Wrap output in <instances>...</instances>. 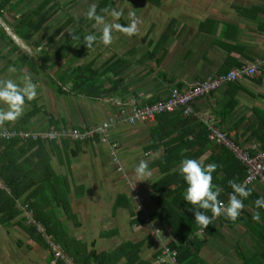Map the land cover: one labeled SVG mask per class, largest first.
<instances>
[{"label": "crops", "instance_id": "crops-1", "mask_svg": "<svg viewBox=\"0 0 264 264\" xmlns=\"http://www.w3.org/2000/svg\"><path fill=\"white\" fill-rule=\"evenodd\" d=\"M163 5L169 6L168 11L164 10L166 23L143 19L139 24L138 16L141 18L148 8L157 7L144 0H121L120 8L115 9L123 10V23L116 22L127 26L135 21L137 32L115 38L119 30L114 29L112 42L116 45L111 43L104 53L97 47L98 51L92 55L87 51V58L82 55L86 62L94 58L96 65L112 58V71L100 79L103 93L98 96L76 94L67 89L70 82L64 85V93H56L49 85L51 75L42 70L26 69L37 84V97L26 102L20 118L0 125V129L14 125L31 130H46L51 126L69 129L102 124L118 115L121 108L126 110L129 103L147 105L150 100L164 98L173 82L188 84L264 58V0H162L158 7ZM138 7H142L144 13H138ZM101 28L102 25L100 28L98 25V32ZM163 34L166 36L161 38ZM15 58V53H0V76L16 79L23 74L8 72L9 65H15ZM157 58L159 63H156ZM93 89L92 86L89 91ZM179 110L181 108L145 122H116L108 132V138L118 143L116 159L107 144L99 141H67L51 146L45 143L49 162L43 165H49L59 180L50 176V169H46V178L41 177L40 169L33 171L39 181H43L42 187L55 186L59 195L57 184L64 179L69 189L66 195L69 216L50 194L42 200L44 211L59 220L69 236L88 248L91 242L97 251H111L125 242L138 243L135 264H140L139 261L158 264V245L151 240L150 226L143 218L145 215L151 217L170 238L168 225L162 224L174 219L175 225L178 222L170 216L163 217L161 224L156 217L158 204L154 195L163 196L165 192L171 196L172 190L179 191L175 202L168 197L163 200L176 215L190 211V216L194 217L190 209L195 206L187 208L182 204L184 182L183 185L180 182L168 184L167 187L172 188L169 191L163 184L155 189L154 185L166 172L179 174L177 170L182 159L196 158L205 165L217 164L219 168L213 184L221 187L218 181L226 177L222 171L226 166L222 161L225 155L216 142L199 138L201 126L218 127L251 152L264 150V72L197 97L189 115L180 114ZM35 149L34 146L23 154L18 149V161ZM141 159L149 162L152 174L148 180L134 182L133 168ZM36 161L39 162L35 157L32 164ZM33 165L28 164L27 169H33ZM230 169L228 165V181L231 180ZM178 178L182 179L180 175ZM133 186L140 190V208L132 197ZM250 188L253 191L244 201L239 221L229 223L230 220L221 215L216 224L210 223L196 232L202 241L197 264H243L239 254L264 250V209H257L254 204L256 198L264 196V183L256 182ZM19 206L22 205L19 203ZM173 211L171 215H175ZM256 211L260 212L259 221L252 219ZM21 216L19 214L7 225L0 224V264H45L49 251L31 237ZM186 218L189 224L195 221ZM176 232L181 239L185 237V230L179 223ZM125 262V257H121L116 264Z\"/></svg>", "mask_w": 264, "mask_h": 264}, {"label": "trees", "instance_id": "trees-1", "mask_svg": "<svg viewBox=\"0 0 264 264\" xmlns=\"http://www.w3.org/2000/svg\"><path fill=\"white\" fill-rule=\"evenodd\" d=\"M31 0H0V17L3 19L5 24L10 27V31H7L6 26L0 24V53L1 51L7 49L8 53L14 52L16 54L15 58V67L18 71H22V68L26 64L29 70L37 71L42 69H51L55 67L56 60L53 59V56L56 58H61L62 64L56 67L54 72V76L49 78V85L56 93H64L66 91L63 87L68 82L71 83L69 86L70 91L79 94L85 93L87 96L100 95L105 90H102L103 83L100 81L101 76L105 75L107 72L112 71V65L114 62L110 59L100 63L99 65L95 64L94 58L89 60L88 62L82 60V55L86 57L87 51L92 55L96 53V49L94 47H101L100 43H96L93 48L87 49L84 44L75 39H71V33L68 30H71L75 35H85L87 32H98V26L94 27V21L85 20L83 17V13L87 10L90 4H97V12L98 14L105 16V14L112 9L116 8L117 3L115 0H88L87 6L82 9L80 15L74 16L72 14H67L64 22L59 23L58 25H54L50 34L46 37V45H54L59 42V45L56 46V49L51 53L48 48H44L41 40H32L33 36L40 32L45 26H47L55 17L64 13L67 9L65 6L63 9V4L57 0H41L35 6L28 4ZM149 2L154 6H159L162 3V0H144ZM79 2V5L84 2V0H76ZM74 3V4H75ZM28 6L27 8H25ZM12 13V20H8L6 13ZM119 21L123 23V19L120 18ZM63 32V34H62ZM166 36L162 35L161 38ZM58 38V39H57ZM15 39L24 41L26 44L31 43L33 47L39 48L41 52L38 54V58L40 62L35 60L32 56L28 55V53L24 52L21 47L15 42ZM82 40V36H81ZM102 44V43H101ZM85 53V54H84ZM96 55V54H95ZM160 59L157 58L156 63H159ZM3 69V68H2ZM2 70H0L1 73ZM26 73V70L23 71ZM95 87L93 91H89L90 87ZM172 86H176L177 88L183 90L186 87V84L181 81L173 82ZM67 90V91H69ZM168 95V94H167ZM166 95V96H167ZM165 96V97H166ZM164 97V98H165ZM162 98H158L155 100H150L147 104H152L156 101L162 100ZM171 112H162L155 116V119H159L162 116L169 115ZM180 114H184L182 110H179ZM187 115V114H184ZM189 115V114H188ZM55 119V118H54ZM53 120V119H52ZM56 121V119L54 120ZM56 125V124H55ZM9 129H25L21 126H4ZM2 128V127H1ZM81 130L84 128H80ZM31 130V129H28ZM35 130V129H33ZM201 134L199 138H204L205 141H211L207 137V129L201 126ZM112 141H115L111 139ZM67 141L71 142H87V141H99L98 137L94 139H86L83 141H72L71 139L64 137L59 141L57 140H32V139H19V138H11L9 140L0 136V177L4 181L6 188H0V224L7 225L12 219L16 216L23 213V209L19 206V203L24 206L27 205L29 209L32 210L34 218L39 221L45 228L47 234L51 235L55 241L60 243L65 253H67L74 262L78 264H116L121 257H125V264H135L138 260V249L139 244L133 242H125L119 244L115 249L111 251H97L93 248V242H91V248H88L85 244L75 241L74 238L69 236L66 231L62 229L61 223L56 218L52 217L51 214L44 211L42 200L45 195L50 194L53 200L62 205L63 209H65L66 213H68V205L66 195L68 194L67 183L64 182V179L57 184L58 191H61V195L57 192L55 186L52 188H44L42 187L41 180L36 177V174L33 170L40 169L43 173L42 178H46L48 173H46V169H50L49 165H43L45 161L49 162L48 154L45 151V143H49L50 146L53 143H67ZM117 143V141H115ZM214 142V141H212ZM263 149H264V140H262ZM219 150L222 151V161L226 166L222 167V171L226 175L225 178L219 180L221 183L222 192L220 194L219 199L226 200L227 194L229 191H232L229 183H228V165L231 167L229 171V177L231 180H235L237 182H241L245 175V166L235 157L233 152L225 145L217 143ZM36 149L30 153V155L26 158H23L21 161H18V156L16 151L18 149L22 150V154L32 149L33 147ZM118 147V143H117ZM168 152H171L169 150ZM172 153V152H171ZM45 154L47 155L44 158ZM171 156V154H169ZM39 160L32 164L34 158ZM31 163V164H30ZM28 164L30 166H34L33 169H27ZM219 168V167H217ZM213 172V177L217 173V169ZM27 170L30 172H27ZM45 170V171H44ZM32 171V172H31ZM50 176L52 178H57L58 176L51 172ZM179 174L176 172H166L164 177L158 181V184L154 185V189L159 186V184H163L164 187L169 191L172 184H181L184 182L183 179L178 178ZM178 180V181H177ZM29 181L32 184L26 185L25 183ZM169 186L167 187V185ZM184 184V185H183ZM183 188L186 187L185 183H183ZM250 187V186H249ZM166 190V191H167ZM176 189L172 190L174 194L169 196V194L164 192L163 196L154 195V199L158 204V210L156 212V217L160 219L162 224L163 217L171 218L175 217L177 222L181 225V227L185 230V237L180 238L176 232V223L175 219L166 221L162 224V226H168V230L171 234V238L168 242V245L171 249L176 250V260L178 264H197L200 261L199 251L202 246V241L200 238L196 236V232L200 229V226L194 221L189 224L187 222L186 217H190L194 220V217H191V212L186 213H178L172 210V207L168 204H164L163 200L168 197L171 202H175L174 197L176 194H180L179 191L176 193ZM159 192V190H157ZM188 208L190 205L187 204L183 200V203ZM170 211H173L171 215ZM211 215L210 212H208ZM239 216L236 221H229V223L237 222L240 220ZM21 219L25 222L24 217L21 216ZM134 219V218H133ZM132 219V220H133ZM218 217L212 221L211 224H216L218 222ZM26 224V223H25ZM160 224V225H161ZM27 225L29 228V233L31 237H33L37 242L43 244L49 251L48 258L45 264H51L52 261L54 264H66L63 260L54 259L53 253L49 250L47 243L40 233L37 232L36 228L32 225ZM205 229V228H204ZM178 240V241H177ZM243 259V264H264V250L260 252H250V253H241L239 254ZM140 264H149V262H140ZM165 264V263H158Z\"/></svg>", "mask_w": 264, "mask_h": 264}, {"label": "built area", "instance_id": "built-area-1", "mask_svg": "<svg viewBox=\"0 0 264 264\" xmlns=\"http://www.w3.org/2000/svg\"><path fill=\"white\" fill-rule=\"evenodd\" d=\"M262 72H264V58H258L251 62L232 67L224 73L194 80L186 84L183 90L173 86L165 98L152 104L139 105L136 102L129 103L126 110L125 108H121L118 115L109 118L107 122L102 124L98 123L91 125L82 130L77 127L66 129L63 127L57 128L55 126H51L46 130L9 129L2 127L0 129V136L7 140L19 138L21 140H57L59 142L64 137L72 141H83L98 137L99 142L107 144L114 155V159H116L117 143L108 138V132L116 122L124 121L133 124L136 122L150 121L159 113L171 112L180 108L184 114H189L192 112V102L197 97L206 95L225 84L237 82L243 78L257 77L261 75ZM207 131L209 140L227 146L235 157L245 166V175L240 183L247 180L248 187L256 182L264 183V150L251 152L247 148L234 142L225 132L213 125H209ZM118 170H121V167L118 166ZM0 188H6L1 177ZM230 192L231 191H229L228 194ZM228 194L227 199L222 201L227 202ZM132 197L140 208L142 206V197L140 190L134 186L132 187ZM21 208L23 209L22 216L24 217L25 223L34 226L37 232L41 234L49 250L53 253L55 260H63L66 264H78L64 252L60 243L46 233L44 226L34 218L32 210L29 209L27 205L21 206ZM143 221L150 226L151 240L158 245V263L178 264L176 260V250L171 249L168 245L170 236L167 234L166 230L158 226L149 216L145 215Z\"/></svg>", "mask_w": 264, "mask_h": 264}, {"label": "clouds", "instance_id": "clouds-1", "mask_svg": "<svg viewBox=\"0 0 264 264\" xmlns=\"http://www.w3.org/2000/svg\"><path fill=\"white\" fill-rule=\"evenodd\" d=\"M112 23L105 22V17L98 14L97 4L92 3L83 13L85 20L94 21L96 25H102L99 33L89 31L85 35H75L71 30V39L83 43L87 49L94 47L96 43L108 46L113 41V30H120L131 36L137 32L136 22L124 26L116 22L124 15L123 10L112 9L110 12ZM134 15V14H131ZM82 36V40H81ZM18 69L9 65V73H17ZM37 97V84L33 82L31 74L23 73L16 79L10 76H0V125L6 122H15L25 111L26 102H31ZM216 163L203 164L196 158H184L178 167V173L182 177L186 187L183 191V200L189 205L195 206L190 210L194 214L195 222L200 228H206L212 221L221 215L230 221H236L245 207L244 201L251 195L253 189L248 187V181L243 183L229 180L232 191L228 194L227 202L219 199L222 188L213 184V172ZM134 182L148 180L151 177L149 162L141 159L133 168ZM257 209H264V196L254 200ZM211 213V215L208 214ZM254 221L260 220V212L253 213Z\"/></svg>", "mask_w": 264, "mask_h": 264}, {"label": "rangeland", "instance_id": "rangeland-1", "mask_svg": "<svg viewBox=\"0 0 264 264\" xmlns=\"http://www.w3.org/2000/svg\"><path fill=\"white\" fill-rule=\"evenodd\" d=\"M39 1H41V0H31L30 1V3L28 4V6H30V5H33V6H35ZM57 1H59L60 3H62L63 4V7H62V9L65 7V6H67V9H66V11L64 12V13H62V14H60V15H58L57 17H55L54 19H53V21H51L47 26H45L40 32H38L37 34H35L34 36H33V38H32V40H41V42H42V45L44 46V48H48L49 49V51L51 52V53H53V51L56 49V46H58L59 45V42H57V43H55L54 45H46V37L50 34V32L52 31V29H53V27H54V25L56 24V25H58L59 23H63L64 22V20L66 19V17H67V14H72V15H74V16H77V15H80L81 14V12H82V9H84L86 6H87V2H88V0H84V2L82 3V5L80 4L79 5V2H76L75 3V1L76 0H57ZM120 1L121 0H115V2L117 3V5H116V7H118V8H120ZM75 3V4H74ZM28 6H26L25 8H27ZM81 7H82V9H81ZM157 8H154L153 10L152 9H149L148 8V11L146 12V13H144L143 11H142V7H138V9H136V11L138 12V13H144V14H142V17L140 18V16H138L139 18H138V20H139V24L142 22V20L143 19H148L149 20V22L150 21H152V22H154V23H156V24H158L159 22H162L163 21V23H166L167 21L166 20H168L167 19V15H166V13H164V10H169L168 9V7L169 6H167V5H163L162 6V8L161 7H158V6H156ZM110 12L111 11H109V12H107L106 14H105V21H112L113 20V18L111 17V15H110ZM6 15H7V18H8V20H12V16H13V14L10 12V13H6ZM0 24L1 25H5L6 26V28H7V31L8 32H11L10 30V27L9 26H7L6 24H5V22L3 21V19L0 17ZM4 26V27H5ZM96 26H98V25H96ZM100 26L101 25H99V28H100ZM66 30H68L67 28H66ZM62 34H63V32H62ZM124 34V32H122V31H120L119 30V32H118V36H116V35H114V37L115 38H121L122 37V35ZM58 39V38H57ZM123 39H125V38H123ZM15 42L21 47V49L24 51V52H26V53H28V55H30V56H32L33 58H35V60H37L38 62H40V59L38 58V54H40L41 52L39 51V48H35V47H33V45L31 44V43H29V44H26L24 41H22V40H20V39H18V41L15 39ZM117 43L114 41V42H112V44L111 45H116ZM100 46H101V49H100V51L102 52V53H104L105 51H107L106 50V48L108 47V46H105V45H103V44H101L100 43ZM110 46V45H109ZM98 51V48H97V46H96V52ZM7 51H6V49L5 50H3V51H1V54H3V53H6ZM12 53H14V52H12ZM87 56L88 55H86V58H87ZM14 57V56H13ZM53 58L54 59H57L56 61V65H55V67H53V68H51V69H42V71L44 72V73H46V74H48V75H51V76H54V71L56 70V67H58V66H60V64H62V61H64V60H62V61H60V59L61 58H56L55 56H53ZM83 60V59H82ZM26 69H28V66L25 64L24 65V67L22 68V73H23V71L24 70H26ZM26 73H28V70L26 71ZM42 76V75H41ZM173 87V86H172ZM171 87V88H172ZM170 88V89H171Z\"/></svg>", "mask_w": 264, "mask_h": 264}]
</instances>
